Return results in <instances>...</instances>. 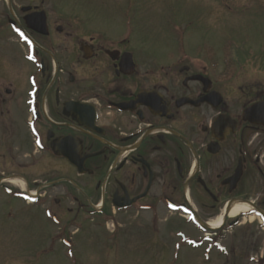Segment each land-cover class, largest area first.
<instances>
[{
    "label": "flooded vegetation",
    "instance_id": "obj_1",
    "mask_svg": "<svg viewBox=\"0 0 264 264\" xmlns=\"http://www.w3.org/2000/svg\"><path fill=\"white\" fill-rule=\"evenodd\" d=\"M61 1L0 0V200L36 188L39 253L87 264L95 222L131 264H264V38L189 53L141 38L136 7L107 27ZM200 1L202 33L264 21V0Z\"/></svg>",
    "mask_w": 264,
    "mask_h": 264
},
{
    "label": "rangeland",
    "instance_id": "obj_2",
    "mask_svg": "<svg viewBox=\"0 0 264 264\" xmlns=\"http://www.w3.org/2000/svg\"><path fill=\"white\" fill-rule=\"evenodd\" d=\"M61 2V6L77 12L83 7L93 8L95 12L101 14L98 22L107 27L108 25L112 27L117 21V18L113 19L112 15L117 12L118 7H136L140 12L138 22L145 28L141 32V38H152L156 41L172 39L178 45L183 43L189 53L196 51L198 46L194 43L203 35L204 38L216 40L220 51L224 48V51L229 50L228 53L233 55L240 52L234 51L238 49L236 45H228L232 43L229 40L241 43L245 35H250L253 40L258 41L264 38V21L258 18L252 23V21L249 22L248 16L239 13H227L229 19L222 21L216 31L207 30L203 33L201 29L198 31L197 20L203 9L200 0H62ZM221 7H223L222 3ZM104 13L109 15L104 17ZM249 48L259 56L264 55V45L261 43L252 41ZM221 54L224 52L221 51ZM30 177L31 181L35 180L36 174ZM11 179L8 187L14 190V193L8 194V207L0 200V264H63L67 262L68 260L63 255H41L39 253L38 246L43 236V229L39 219L37 190L34 187L27 190L24 182L17 178ZM22 185H24L23 188H21ZM27 192L33 194L34 201L28 200ZM111 221L110 225H112ZM112 222L115 230H118L116 220ZM111 231L113 228H108L107 225L97 226L93 222V240L90 245L92 254L85 263L131 264L133 262L134 257L130 255L125 254L124 258L121 257L122 242L126 241V237L122 239V236H119L120 238L114 239L113 242L104 238L107 235L111 236ZM53 232L52 228L46 230V234Z\"/></svg>",
    "mask_w": 264,
    "mask_h": 264
},
{
    "label": "bare ground",
    "instance_id": "obj_3",
    "mask_svg": "<svg viewBox=\"0 0 264 264\" xmlns=\"http://www.w3.org/2000/svg\"><path fill=\"white\" fill-rule=\"evenodd\" d=\"M23 187H24V185L21 186V188H23ZM219 226H220V221L217 224H215L214 227H219Z\"/></svg>",
    "mask_w": 264,
    "mask_h": 264
}]
</instances>
